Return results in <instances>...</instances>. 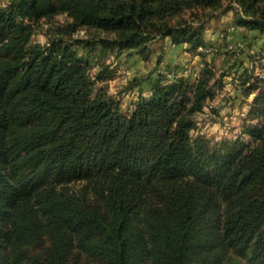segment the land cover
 <instances>
[{
    "label": "trees",
    "instance_id": "trees-1",
    "mask_svg": "<svg viewBox=\"0 0 264 264\" xmlns=\"http://www.w3.org/2000/svg\"><path fill=\"white\" fill-rule=\"evenodd\" d=\"M1 1V0H0ZM236 3L239 27L264 33V0H8L0 5V264H264V78L238 138L192 139L214 97L205 63L195 82L159 76L127 115L96 82V53L144 55L157 36L189 50L202 27L181 12ZM64 14L44 45L35 24ZM111 34L73 38L79 28ZM79 48L84 50L83 54Z\"/></svg>",
    "mask_w": 264,
    "mask_h": 264
},
{
    "label": "rangeland",
    "instance_id": "rangeland-1",
    "mask_svg": "<svg viewBox=\"0 0 264 264\" xmlns=\"http://www.w3.org/2000/svg\"><path fill=\"white\" fill-rule=\"evenodd\" d=\"M8 0H1L4 6ZM225 2L221 9L211 10L201 7L181 12L172 24L186 20L194 27H202L204 46L189 50L187 43L173 44L168 37L157 36L147 43L144 55L134 50L122 53H96L92 68L93 76L102 65L111 70L109 78L96 82L94 93L105 91L119 102L120 111L127 115L140 97L150 94V87L159 76L172 80L178 76L195 82L202 66L207 63L213 73L210 83L214 85V97L207 99L200 112L194 116L195 128L192 139L201 137L211 148L223 141L239 139L250 143L244 132L245 125L255 123L249 118V110L254 93L245 94L252 79L264 78V33L243 29L235 24V16L240 9L236 3ZM264 6V5H263ZM64 14L56 15L51 22L35 24L33 43L44 45L57 25L67 22ZM73 38L90 39L94 36L110 37L111 34L93 29L79 28ZM83 54L84 50L79 48ZM246 72L252 79L246 81ZM1 252V249H0ZM71 264H93L84 256L71 258Z\"/></svg>",
    "mask_w": 264,
    "mask_h": 264
}]
</instances>
